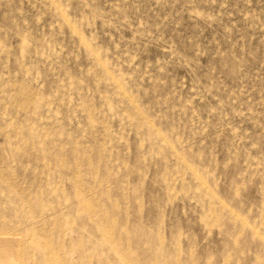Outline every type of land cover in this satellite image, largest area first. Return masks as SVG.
<instances>
[{"label":"rangeland","instance_id":"1","mask_svg":"<svg viewBox=\"0 0 264 264\" xmlns=\"http://www.w3.org/2000/svg\"><path fill=\"white\" fill-rule=\"evenodd\" d=\"M0 235L264 264V0H0Z\"/></svg>","mask_w":264,"mask_h":264},{"label":"bare ground","instance_id":"2","mask_svg":"<svg viewBox=\"0 0 264 264\" xmlns=\"http://www.w3.org/2000/svg\"><path fill=\"white\" fill-rule=\"evenodd\" d=\"M21 245L0 235V264H20Z\"/></svg>","mask_w":264,"mask_h":264}]
</instances>
